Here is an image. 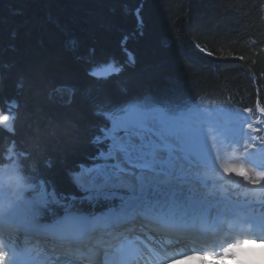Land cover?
Wrapping results in <instances>:
<instances>
[{
	"label": "trees",
	"instance_id": "1",
	"mask_svg": "<svg viewBox=\"0 0 264 264\" xmlns=\"http://www.w3.org/2000/svg\"><path fill=\"white\" fill-rule=\"evenodd\" d=\"M108 65L123 71L88 74ZM147 96L209 116L251 108L249 143L264 147V0H0V117H15L0 125V166L38 168L61 199L77 193L68 170L100 147L90 143L105 119L96 101ZM51 220L46 211L40 222Z\"/></svg>",
	"mask_w": 264,
	"mask_h": 264
},
{
	"label": "snow or ice",
	"instance_id": "2",
	"mask_svg": "<svg viewBox=\"0 0 264 264\" xmlns=\"http://www.w3.org/2000/svg\"><path fill=\"white\" fill-rule=\"evenodd\" d=\"M129 63L134 64L135 58L132 57ZM122 71L123 65L114 75ZM88 74L95 76V68H89ZM120 92L124 95L127 89L121 87ZM69 93L70 97L74 96L75 89L69 88ZM96 103V114L102 108L105 119L96 125L90 143L100 147L92 163L79 162L68 170L69 179L79 195L72 193L61 199L54 188L49 191L47 181L37 180L38 168L26 176L20 175L17 165L2 169L0 225L16 227L24 233H46L54 239L73 240L97 235L116 238L130 218L143 217L147 213L164 218L169 211L194 199L192 177L195 170L201 165L215 166L220 159L217 148L211 158L204 151L198 132L201 112L197 108L186 106L179 98L157 100L150 96L119 102L98 100ZM258 110L264 115V107L258 106ZM244 111L251 113L252 109L245 108ZM14 119L4 115L0 117V125ZM247 128L259 131L252 124H247ZM224 136L223 132L213 133L210 146L211 143L218 144V139ZM244 154L250 157L254 168H264V147L245 142ZM46 163L51 167L50 159ZM219 167L225 175L234 174L254 185L264 180V171L256 174L257 179H252L253 169L244 164L229 166L221 163ZM9 188L15 192L16 201L8 199ZM26 189H32L35 195L25 198ZM77 201L86 202L89 208L100 206L102 210L92 212L79 206ZM52 204L59 205L62 212L51 208ZM46 211L51 212L52 220L41 223ZM143 239L153 246L157 239L164 242L162 236L152 234ZM237 246L232 244L229 248ZM6 247V242L0 239V264H11ZM191 257L210 259L198 254ZM113 264H123V261L116 259Z\"/></svg>",
	"mask_w": 264,
	"mask_h": 264
},
{
	"label": "rangeland",
	"instance_id": "3",
	"mask_svg": "<svg viewBox=\"0 0 264 264\" xmlns=\"http://www.w3.org/2000/svg\"><path fill=\"white\" fill-rule=\"evenodd\" d=\"M111 72H116V70L111 68ZM247 124H250V122L248 121V118L245 117L244 114H242L241 117H237L217 107L214 108V113L211 116H209L207 112L201 114V122L199 124L198 132L204 151L206 152L208 157L211 158V156L213 155V151L217 148L220 159L219 161H217L215 166L201 165L198 169L195 170V175L192 177V185L195 189V197L194 199L189 200L184 206L175 208V211H180L179 210L180 208L188 209L191 208L192 206L200 204L201 202H205L210 207L212 206L218 210H222L228 215H235V217H240L242 219L254 220L258 218H262V219L264 218V180H261L258 184H255L254 189H248L247 186L249 185V182L246 181V184L242 192L237 194V192L234 191L239 187L240 181L243 178L236 177L234 174L231 176L225 175L219 167L221 163L228 164L229 166H239L240 164H244L246 167L253 169L252 173H250V175H252V179H257L256 174L259 173L260 171H264V168H260V167L254 168L251 163L250 157H246L244 154V143L245 141L248 143L250 142V135L247 133L248 128L246 127ZM5 125L8 126L7 123H5ZM218 131L225 133V136L218 139V144L211 143L210 146V140L212 134L213 133L215 134ZM13 166L14 163L9 162L4 166H0V170L10 168ZM29 191H30V195L28 197H25L26 190L24 191L25 198H30L33 195H35L32 189H29ZM229 193L232 196L229 197ZM8 199L10 201H16L17 199L15 192L12 191L11 188H9L8 191ZM140 218L142 217L130 218L122 226V228L117 233L119 234L118 246L122 245L123 243H126L125 241H128L129 238L127 237V231H122L124 229V226L125 227L131 226V228L135 227V225L139 226L141 223ZM144 218L145 217L143 216L142 220ZM149 219L150 220L145 221L147 224L152 222L153 226H156L157 230L165 231L164 226H161V224H158L157 221L152 218ZM132 220L133 222L131 225L130 223ZM239 221L242 220L239 219ZM13 230L17 232L16 234H21L23 236V246L20 247L19 249H16V247L14 246L15 244L14 239H16V235L13 237L14 239L10 243L11 249L14 250L17 256V258L15 259L16 264H23V261L27 258L26 257L27 252H25L24 250V246L26 245L24 240L25 239L27 240L28 238L37 239L36 242H38V239H41L42 242H47L48 246H51L49 248H54V249L67 248L68 250L75 251L72 253L71 255L72 257L69 255L57 256L56 259L53 257L54 260L56 261V263L53 264H76L77 262L81 264H109L107 260L110 259V257L101 254L99 252L100 251L99 249L107 245L110 242V240L113 239L112 237L101 238L99 235H97L91 238L88 237L78 238V242H72V241H66L64 239L59 240V238L54 239L46 233H41V232L24 233L20 231V229H13ZM132 230H134V228L131 229V231ZM240 230L245 232L243 233L244 235L243 237H248L249 239L256 238L255 234L248 233L246 232V230H242V229ZM206 233L207 232L200 231L194 234L191 231L190 233L187 234L190 235L193 234L192 237L190 235L189 236L187 235V237L188 239H191L192 242L198 241L202 243V241H209L208 238L210 235H212L209 233L208 235H206ZM104 243L105 245L101 247V245ZM241 251L245 256L251 257L253 249L249 251L248 248L242 247ZM78 254H83V256H80ZM110 254L114 256L113 258H115V260L117 259L118 255H116V253L113 252V250L110 251ZM84 256L86 258V262L79 261V259ZM191 258L192 257L190 255H182L180 258H177V260L191 259ZM170 263L171 261L164 262L162 264H170Z\"/></svg>",
	"mask_w": 264,
	"mask_h": 264
},
{
	"label": "bare ground",
	"instance_id": "4",
	"mask_svg": "<svg viewBox=\"0 0 264 264\" xmlns=\"http://www.w3.org/2000/svg\"><path fill=\"white\" fill-rule=\"evenodd\" d=\"M111 68L113 67L111 65H108L101 69H95V75L99 77H105L109 74L113 73L111 72ZM255 185L252 183H249L247 186L248 189H254ZM205 202H201L198 205L192 206L191 208L184 209L180 208V211H175V209L169 211L166 214V217L162 218L161 216L155 214V213H147L144 215V219H141L140 225H135V227L130 232V238L126 243H121L122 245L119 246V250L124 253V255H121L119 257V260L125 262V264H137V262H140V264H162L164 262H170V264H176L177 258H180L184 252L176 251L177 257L174 258L173 251L172 254H170V251L165 248V242L161 243L159 239H157L155 246H153L151 243L145 241L143 237L148 236L149 234H152L156 237H163L165 240L164 234H166L164 231H160V233H157L156 231H147L145 222L146 220H150L149 218H152L157 221L158 224H161V226H164V230H173L175 232H183V229L185 227H188L192 230H188L189 233L192 231L194 234L200 231L209 232L208 230L215 227H221L224 225L226 230H234L238 227L242 230L252 231L251 234H255L256 238H248V237H229L230 241L226 243V247L224 249H228L227 251H223L219 254L220 256H214V260L216 262L220 261H226V264H251V257L245 256L241 251V244L245 240H257V241H264V218H258L254 220H248V219H242L240 217H235V215H228L222 210H218L214 207H210ZM178 208V207H177ZM178 219V220H177ZM241 219L242 221H239ZM180 221V222H177ZM238 221V222H237ZM178 223V224H175ZM242 223V225H241ZM182 224V225H181ZM143 225V226H142ZM180 226L178 228H181L182 230H178L174 228V226ZM156 227V226H155ZM184 227V228H183ZM0 229L5 230L6 234H9L7 236L10 238V234H12L14 231L13 229H18L16 227L6 226V225H0ZM130 229V230H131ZM157 229V228H156ZM21 231V230H20ZM147 231V232H146ZM211 232V231H210ZM213 232V230H212ZM209 233V234H212ZM21 233V232H20ZM208 234V233H207ZM206 234V235H207ZM189 236L190 234L186 233V236ZM193 234L190 236L192 237ZM205 237V236H204ZM7 238V239H8ZM168 239V238H167ZM16 242L14 244L15 247L18 245H23V236L21 234H16ZM59 240H63L60 239ZM22 241V243H21ZM37 239L30 244L27 243L25 247L27 248V258L23 261V264H52L55 260L53 256L50 253V248L47 244V242H42L39 245H37ZM66 241H72V242H78V239L73 240H66ZM7 247L6 250L9 252L10 258L13 256V250L10 248V241L5 240ZM192 242V241H191ZM194 243V242H193ZM21 244V245H20ZM81 244V243H80ZM183 244V243H179ZM195 244V243H194ZM238 245L234 248H229V245ZM186 246H180L178 250L185 249ZM229 249H238L234 254L229 255ZM249 251L252 250L251 247H248ZM107 256L110 257L107 261L109 264H113L112 262L115 260L110 254V251H106ZM179 253V254H178ZM87 257V256H86ZM222 260H221V259ZM89 259V258H88ZM118 259V258H117ZM174 259V260H173ZM198 260H201L200 258H197ZM77 260V259H76ZM179 260V259H178ZM11 264H16L15 259L10 260ZM78 261V260H77ZM79 261L86 262L85 256L80 258ZM205 264H212L213 262L210 260H204ZM81 264V263H76ZM194 264H199V262H194Z\"/></svg>",
	"mask_w": 264,
	"mask_h": 264
},
{
	"label": "clouds",
	"instance_id": "5",
	"mask_svg": "<svg viewBox=\"0 0 264 264\" xmlns=\"http://www.w3.org/2000/svg\"><path fill=\"white\" fill-rule=\"evenodd\" d=\"M4 182L0 181V187H3ZM242 247L248 248L251 247L252 258L251 264H264V241L257 240H245L241 244ZM238 249H229V255L234 254ZM199 262V264H205L204 261L198 260L196 258L191 259H179L176 261V264H194V262ZM219 264H226V261H220Z\"/></svg>",
	"mask_w": 264,
	"mask_h": 264
},
{
	"label": "water",
	"instance_id": "6",
	"mask_svg": "<svg viewBox=\"0 0 264 264\" xmlns=\"http://www.w3.org/2000/svg\"><path fill=\"white\" fill-rule=\"evenodd\" d=\"M95 76H97V75H95ZM97 77H99V76H97Z\"/></svg>",
	"mask_w": 264,
	"mask_h": 264
}]
</instances>
